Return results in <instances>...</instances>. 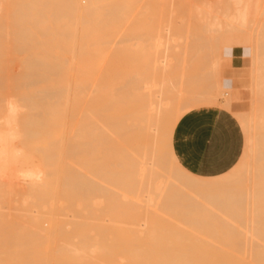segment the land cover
<instances>
[{
	"label": "bare ground",
	"instance_id": "1",
	"mask_svg": "<svg viewBox=\"0 0 264 264\" xmlns=\"http://www.w3.org/2000/svg\"><path fill=\"white\" fill-rule=\"evenodd\" d=\"M122 1L117 4L121 9L132 5L131 0ZM174 1L163 0L169 10L163 4L162 11L177 10ZM252 1L222 0L224 5L216 8L204 1V10L191 5L195 12H185L203 23L207 19L205 30L217 36L227 25L245 30L251 13L259 9V0ZM102 2L0 0V209L10 204L24 212L18 217L27 216L19 222L0 210V264H264V49L254 44L249 87L255 106L250 105L249 114L233 109L234 94L224 85L221 55L212 62L215 68L202 72L212 74L211 81L202 76L207 78L204 84L196 80L199 70L183 69L184 60L182 68L174 67L178 73L171 74L167 49L178 39L170 36L150 44L168 51L155 64L171 65L170 71L161 66L152 71L156 74L134 70L129 78L116 79L107 72L119 69L111 67L95 77L101 55L86 51L90 42L87 46L85 41L92 40L91 46L99 49L101 39L96 36L99 41L93 42V29L98 32L101 22L108 25L116 17L111 15V22L86 18L106 14L94 11L108 1ZM170 12L169 18L177 16ZM165 22L164 30L171 34L173 22ZM221 23L226 25L222 29ZM33 34L40 51L21 60L15 50ZM129 39L121 40L123 49ZM65 51L71 52L73 64ZM72 68L81 74L72 78ZM206 105L233 112L246 132L238 162L214 177L186 170L172 144L179 119ZM70 210L79 218L76 222Z\"/></svg>",
	"mask_w": 264,
	"mask_h": 264
},
{
	"label": "rangeland",
	"instance_id": "2",
	"mask_svg": "<svg viewBox=\"0 0 264 264\" xmlns=\"http://www.w3.org/2000/svg\"><path fill=\"white\" fill-rule=\"evenodd\" d=\"M102 1H104V0H101V3H103ZM108 2H104V4H107L108 6V9L107 8H105L104 6V4H103V6L101 5V7H97V8H99V9H95L94 11L96 12V14L97 13H100V12H105L106 14H108V15H106V14H104L106 17H104V15H101V13L99 14V16H97V17H94L93 16V18L92 17H89V16H87L86 18L87 19H94V21L96 20L97 21V19L99 20V21H103V20H109V19H111L112 20V16H113V20H112V22H111V24H113L114 23V26H112L111 24H109L108 23V25L106 24H101V23H104V21L103 22H101L100 23V25L99 24H97L96 26H95V28L96 27H98V26H100L99 28H97V31L98 32H96L94 29H93V42L94 41H97L98 40V38H99V40L101 39V40H103V43H102V41L100 40H98L99 42H98V44H99V49H96V48H93L92 46H91V41L92 40H86L85 41V43H86V45L88 46V43H89V46L90 47H88L87 49H86V51H88V52H99V54L101 55V57H99V56H97V58L99 57L100 58V60H99V58H98V64H96V66L98 67V71H96V73L94 74L95 75V77H97L98 75H100L101 74V72L103 71V73L102 74H104L105 73V71L107 72V70H109L111 67L112 68H114L113 69V71L115 70V68H118L117 70L118 71H115V73H111L110 74V71H112L111 69L107 72L110 76H116V79H117V77L118 78H129V76H132V74L134 75V73H138V71H141V70H143V71H151V72H145V74L147 75H149L150 73H152V74H156V73H154V72H152L154 69H159V68H161V66H162V64H161V66H160V64H155L156 63V61H158V60H161V59H164V57L163 56H165L166 55V53L168 52H166L165 50L166 49H163L164 47H163V45H160L159 44V48L157 49H155V47H152V46H155V44L156 43H158V41H156V40H158L159 38V40L160 41H163V40H165V37L167 38L168 36H170V37H168V38H175L177 41H175L174 42V45H173V47H170V49H167V50H169V53H170V56L172 55V57H170V58H167L169 61H171L173 64H172V68L173 69H171V65H167V66H164V68H166V69H168L169 71H170V69H171V74H177L178 73V70L176 69V68H178V69H180L179 68V66L181 67V65L183 64V66H184V68L183 69H197V70H199V73H201L198 77V79H196L200 84H204V83H206L207 82V78H209L210 80H208V81H211V79H212V74L211 73H209V74H204L205 72L207 73V71L208 70H210V69H213V68H215V66H213L212 65V62H213V60H215L216 58H217V56L218 55H221V56H219V57H221V58H219L220 59V69H221V71H222V73H223V78H224V85L226 86V89L228 90L229 89V91L230 92H232L233 94H234V101H233V109H234V111H238V112H242L243 114H247L248 112L250 113L253 109L251 108V104H252V107L254 108V96L253 97H251V93H250V91L252 92V90H250L251 88L249 87V84H250V80H251V75L253 74V71L251 70V69H253L252 68V66H251V63H252V59H251V57H253L254 56V54H253V52H255L254 50H253V47H255V45H256V47H257V44H258V48H263L264 49V39L263 40H261L262 38H264V32H262V31H264V0L262 1V0H259L258 2V4H259V6H258V8H256V9H258V11L257 10H255V9H252V8H254V7H251V10L253 11V10H255L256 11V13L253 11L252 13H251V18L249 17V19H248V22H247V26H244L245 28V30H242L243 29V27H242V29L241 30H239V29H236V28H231V29H229L228 27V25H227V28H225L226 30H229V31H225V29H223L224 31H222L221 30V32L220 31H217L218 33H217V36L215 35L216 33L215 32H208L207 30H205V28L207 27L206 25H209V23L207 22V19H205V23H203L202 21H201V19L202 18H197L198 16L196 15V14H192L191 12H190V14L191 15H193V16H191V15H189V13H187L188 11H189V9H190V7H191V5H193V8L194 7H196V6H198L199 8H200V10L199 11H201V9L202 10H204V8H207V7H204V6H202L203 4L205 5L206 3H204V1H208V3H210V4H208L209 6H213V7H218L219 5H224V3L223 2H225V1H223L222 2V0H220L222 3H220L219 4V2H217V0H193V2H192V0H172V1H174V5L173 4H171V5H173V7L175 6V8L177 7V10L176 9H173V10H170L171 12L173 11V12H178L177 13V16L175 17L174 15V17H172V16H170V17H172V19L171 18H169V15L167 14L166 15V13H168V12H170V11H168L169 9H168V6H167V4L168 3H166V2H164L163 3V0H161V2H160V0H138V2H135L134 0H128V1H130V3L132 4V5H130V6H128V7H130L129 9H128V7H126V8H124L123 7V9L125 10V12L123 11V9H121L118 5L119 4H122V2H124V1H122V0H120V1H118V0H107ZM112 1V2H111ZM113 1H115V2H113ZM122 1V2H121ZM180 1V2H179ZM186 1V2H185ZM195 1V2H194ZM213 1H216V3H214ZM262 1V2H261ZM118 2V3H117ZM121 2V3H120ZM133 2V3H132ZM135 2V3H134ZM177 2V3H176ZM182 2V3H181ZM203 2V4H201ZM253 2V4L254 3H256L257 1H255V0H253L252 1ZM252 2H251V5H252ZM109 3V4H108ZM116 3V4H115ZM129 3V2H128ZM143 3V4H142ZM148 3V4H147ZM188 3V4H187ZM192 3V4H191ZM111 4V5H110ZM118 4V5H117ZM127 4V3H126ZM125 4V5H126ZM166 6V9H168L167 10V12L166 11H162V10H166V9H163V8H165V6ZM170 4V3H169ZM177 4V5H176ZM212 4H214V5H212ZM226 4V3H225ZM257 4V5H258ZM114 5V6H113ZM115 5L117 6V7H115ZM150 5V6H149ZM201 5V6H200ZM207 5V6H208ZM99 6V5H98ZM112 6V7H111ZM139 6H143V7H139ZM206 6V5H205ZM252 6H254V5H252ZM114 7V8H113ZM154 7V8H153ZM179 7V8H178ZM183 7V8H182ZM256 7V6H255ZM101 8V9H100ZM110 8H112L113 9V12H112V9H110ZM115 8H117V9H115ZM120 10H119V9ZM193 8H191V9H193ZM198 8V9H199ZM114 9L115 10H118V12L117 11H115L116 13H114ZM140 9V10H139ZM158 9V10H157ZM170 9H172V6L170 7ZM180 9V10H179ZM190 9V11H192ZM195 9H197V7L195 8ZM103 10V11H102ZM179 10V11H178ZM107 11H109V12H107ZM120 11V12H119ZM141 11V12H140ZM181 11V12H180ZM184 11V12H183ZM185 11H187V12H185ZM193 11L195 12V10L193 9ZM198 11V10H197ZM198 11V13H201V12H199ZM144 12V13H143ZM171 12H170V14H171ZM173 12H172V14H173ZM193 12V13H194ZM251 12V11H250ZM261 12V13H260ZM113 13V14H112ZM121 15L122 13L124 14V15H121V16H119V14ZM146 13V14H145ZM181 13V14H180ZM182 13H183V15H182ZM109 14H110V17H109ZM115 14V15H114ZM117 14V15H116ZM140 14H142V15H140ZM259 14V15H258ZM112 15V16H111ZM196 15V16H195ZM199 15V14H198ZM108 16V17H107ZM250 16V15H249ZM118 17V18H117ZM159 17V18H158ZM183 17V18H182ZM196 18V20H198V19H200V21L198 20V22L195 20V18ZM201 17H202V15H201ZM119 19V21L117 20V19ZM122 18V19H121ZM177 18V19H176ZM190 18V19H189ZM194 18V19H193ZM223 18H225V19H223ZM222 19L223 20H226V18L227 17H223ZM253 18V19H252ZM101 19V20H100ZM121 19V20H120ZM167 19V20H166ZM168 19L169 20H171V22H169V23H172L173 22V27H175V29H173L172 28V32H171V34H170V32L168 33V30L166 29V30H164L166 27H167V22H165V21H168ZM187 19V20H186ZM204 19V18H203ZM220 19H221V17H220ZM222 19H221V21H222ZM228 19V18H227ZM127 20V21H126ZM142 20V21H141ZM165 20V21H164ZM175 20V21H174ZM251 20V21H250ZM261 20V21H260ZM1 21V20H0ZM108 21V22H109ZM115 21V22H114ZM126 21V22H125ZM144 21V22H143ZM157 21H158V23H157ZM183 21V22H182ZM186 23H185V22ZM188 21H190V22H188ZM250 21V22H249ZM254 21V22H253ZM263 21V22H262ZM119 22H120V24H119ZM174 22H176V23H174ZM194 22H195V24H194ZM207 22V23H206ZM227 22H229V20H227V21H225V23L227 24ZM142 25H141V24ZM198 23V24H197ZM224 23V22H223ZM252 23H253V25H252ZM118 24V25H117ZM124 24V25H123ZM158 24V25H157ZM190 26H189V25ZM201 24V25H200ZM202 24L204 25L205 24V26L203 27L202 26ZM123 25V26H122ZM186 27H185V26ZM193 25H194V27H193ZM197 25V26H196ZM198 25H200V26H202L201 28H199V26ZM251 25V26H250ZM257 25V26H256ZM263 25V26H262ZM26 26H28L32 31H35V27H34V25H32V23H30V22H27L26 23ZM103 26V27H102ZM136 26H138V27H136ZM143 27V29H141L140 27ZM166 26V27H165ZM224 26H226L225 24H222L221 23V29H222V27L224 28ZM249 26V27H248ZM262 26V28H260ZM158 27V28H157ZM190 27V28H189ZM246 27H248V30H247V28ZM251 27V28H250ZM253 27H255L254 29H253ZM148 29V31L146 30V29ZM187 29V31H186V29ZM104 29V30H103ZM106 29H107V32H104V31H106ZM121 29V30H120ZM126 29V30H125ZM142 30L141 32H140V30ZM150 29V30H149ZM160 29H161V31L163 32V33H160L161 31H160ZM201 31H200V30ZM204 29V30H203ZM233 29V30H232ZM234 29H236V31L234 30ZM258 29H261V31L259 30L258 31ZM115 30V31H114ZM120 30V31H119ZM185 30V31H184ZM203 30V31H202ZM110 31V32H109ZM118 31V32H117ZM136 31V32H135ZM138 31V32H137ZM145 31V32H144ZM170 31V30H169ZM95 32V33H94ZM113 32V33H112ZM115 32V33H114ZM143 32V33H142ZM149 32V33H148ZM167 34H166V33ZM184 32V33H183ZM188 32V33H187ZM259 34H258V33ZM262 32V33H261ZM138 33H140V35L138 34ZM151 33V34H150ZM186 33V34H185ZM214 33V34H213ZM225 33V34H224ZM261 33V34H260ZM98 34V35H97ZM100 34V35H99ZM144 34V35H143ZM169 34V35H168ZM176 34V35H175ZM182 34H183V36H182ZM191 34L193 35V36H191ZM209 34V35H208ZM255 34V35H254ZM103 35V36H102ZM108 35V36H107ZM111 37H110V36ZM114 35H116V37L114 36ZM142 35V36H141ZM161 35H162V38H161ZM167 35V36H166ZM173 35H175V36H173ZM186 35H187V37H188V39L190 38V40H187L186 38ZM96 36H98V38L96 37ZM102 36V37H101ZM107 36V37H106ZM119 36V37H118ZM180 36V37H179ZM197 36H199L198 38H196ZM212 36V37H211ZM243 36V37H242ZM260 36H262V38H259ZM106 39H105V38ZM140 37H142V38H140ZM163 37H164V39H163ZM186 37V38H185ZM210 37V38H209ZM215 37V38H214ZM252 37V38H251ZM258 37V38H257ZM27 38V39H26ZM25 39H23L22 40V42H21V45H23V47L22 48H20L18 51L17 50H15V54L21 59V60H24V59H26L27 57H28V54L29 53H31V52H36V51H40V47H39V45H38V41H37V39L34 37V34L33 35H28L27 37H26ZM34 38V39H33ZM108 38H110V39H113V40H108L107 41V39ZM114 38H116L115 40H114ZM128 39V38H130L129 39V41H127V42H125L126 43V45H127V50H126V48L125 49H123L122 48V46L121 45H123V43H121V40L122 39ZM135 38V39H134ZM155 38V39H154ZM156 38H158V39H156ZM184 38L187 40V41H189V42H187L186 43V40L184 41ZM175 39H173V40H175ZM181 39V40H180ZM210 39V40H209ZM214 39V40H213ZM118 40V41H117ZM180 40V41H179ZM210 42H209V41ZM251 40V41H250ZM259 40V41H258ZM107 41V42H106ZM111 41V42H110ZM117 41V42H116ZM120 41V42H119ZM260 41H261V43H260ZM116 42V43H115ZM154 42H155V44H154ZM172 42V41H171ZM185 42V43H184ZM193 42V43H192ZM201 42V43H200ZM216 42V43H215ZM233 42V43H232ZM109 43V44H108ZM137 43H140V44H142V46L143 47H138L137 46ZM180 43V44H179ZM196 43H197V45H196ZM215 43V44H214ZM97 44V43H96ZM97 44V45H98ZM116 44V45H115ZM139 44V45H140ZM149 44V45H148ZM150 44H153L152 46H150ZM179 44V45H178ZM186 44V46H184V45ZM193 44V45H192ZM199 44V45H198ZM210 44V45H209ZM218 46H217V45ZM247 44H249V45H247ZM255 44V45H254ZM261 44V45H260ZM93 45V44H92ZM107 45V46H106ZM180 45L182 46V47H180ZM195 45V46H194ZM230 45V46H229ZM93 46H95V44L93 45ZM148 46V47H147ZM150 46V47H149ZM171 46V45H170ZM175 46V47H174ZM179 46V47H178ZM187 46H189V47H187ZM215 46V47H214ZM178 47V48H177ZM185 47V48H184ZM194 47V48H193ZM93 48V49H92ZM153 48H154V50H153ZM172 48V49H171ZM187 48V49H186ZM192 48V49H191ZM196 48V49H195ZM208 48V49H207ZM252 48V49H251ZM95 49V50H94ZM118 49V50H117ZM122 49V50H121ZM135 49V50H134ZM163 49V50H162ZM188 49L189 50H191L190 52H192V54L190 55V54H188V53H190L189 51H188ZM203 49V50H202ZM91 50V51H90ZM130 50V51H129ZM157 50V51H156ZM160 50V51H159ZM185 50H187L186 52H185ZM194 50H196V51H194ZM204 50H205V53H203L204 52ZM256 50V49H255ZM121 51V52H120ZM122 51L124 52V53H122ZM126 51V52H125ZM130 53H129V52ZM136 51V52H135ZM159 51V52H158ZM198 51V52H197ZM202 51V52H201ZM119 52V53H118ZM148 52V53H147ZM160 52H162V54L160 53ZM165 52V53H164ZM182 52H183V54H184V56H183V54H182ZM194 52V53H193ZM200 52H201V54H200ZM207 52V53H206ZM218 52H220V53H218ZM252 52V53H251ZM160 53V54H159ZM177 53H178V56H176L175 57V55L174 54H176L177 55ZM218 53V54H217ZM131 54V55H130ZM135 54V55H134ZM204 54H206V55H204ZM209 54V55H208ZM213 56H211V55ZM158 55L160 56L159 58H158ZM181 55V56H180ZM186 55V56H185ZM196 56V58H195V56ZM217 55V56H216ZM65 56L67 57V59H68V61L71 63V64H73L74 63V61L72 60V55H71V52H69V51H65ZM131 58V59H129V57ZM169 56V55H168ZM182 56H183V59H182ZM210 56V57H209ZM215 56V57H214ZM225 56V57H224ZM228 56V57H227ZM166 57H167V55H166ZM186 57V59H184ZM190 57V58H189ZM191 57H194V58H191ZM199 57V58H198ZM156 58V59H155ZM181 61H179L178 59ZM189 58V59H188ZM198 58V59H197ZM203 58V59H202ZM126 59V60H125ZM133 59V60H132ZM176 59H177V61H176ZM173 60V61H172ZM183 60L185 61V63H182L183 62ZM187 60V61H186ZM188 60H190V62L188 61ZM194 60H196L197 62H194ZM206 60V61H205ZM155 61V62H154ZM191 61H193V62H191ZM170 62V63H171ZM175 62H177V65H176V63ZM187 62H188V64H187ZM199 62H201L200 64H199ZM251 62V63H250ZM140 63V64H139ZM142 63H144V64H142ZM158 63H159V61H158ZM180 63V64H179ZM182 63V64H181ZM191 63V64H190ZM196 63H197V67L198 68H196ZM186 64V65H185ZM190 64V65H189ZM199 64V65H198ZM204 64V65H203ZM108 65V66H107ZM175 65V66H174ZM202 65V67H200ZM162 66V67H163ZM177 66V67H176ZM182 66V67H183ZM186 66V67H185ZM188 66V67H187ZM207 66V67H206ZM174 67H176V68H174ZM181 67V68H182ZM11 68H15L14 67V65H11ZM106 68V69H105ZM107 68H109V69H107ZM120 68H122V70H126V71H124V73L125 74H127L126 75V77H124L123 75H124V73L122 74V73H120L119 71H121V69ZM138 68H140V69H138ZM144 68V69H143ZM200 68V69H199ZM203 68V70H201ZM206 68V69H205ZM177 71H176V70ZM134 70H136V72L134 71ZM206 70V71H205ZM130 71V72H129ZM132 71H134V72H132ZM203 71H205L204 73H202ZM252 71V72H251ZM121 72H123V71H121ZM129 72V73H128ZM251 72V73H250ZM106 73V75L105 76H107L108 74ZM132 73V74H131ZM197 72L195 71V73H194V75H197V74H199V73H197ZM81 73L76 69V68H72V70L70 71V75L72 76V78H76V77H78V75H80ZM116 74H118L119 76H117ZM122 74V76H120ZM131 74V75H130ZM157 74H159V75H161L162 73H160V72H157ZM108 75V76H109ZM208 75V77L207 78H204V77H202V76H207ZM246 75V76H245ZM109 76V77H110ZM112 76V77H113ZM202 77V78H201ZM200 79H202V80H200ZM203 79H204V81H203ZM202 81L204 82V83H202ZM198 83V84H199ZM253 98L252 99V101L253 102H251V98ZM249 98H250V100H249ZM249 110H251V111H249ZM248 111V112H247ZM244 112H247V113H244ZM233 113V112H232ZM248 113V114H249ZM237 118V117H236ZM243 131H244V137H245V144H246V132H245V130H244V128H243ZM245 144H244V149H245ZM244 151V150H243ZM21 183H18V185H19V187L21 186L20 185ZM22 186H24V183L22 184ZM10 194V193H9ZM9 194H7V196H9L10 198H13L14 196H16V195H14V193H11L12 194V196L13 197H11V195H9ZM21 194H18L16 197H18V196H20ZM10 201H14V200H10ZM17 200H15V202H16ZM16 203H18L19 204V201H17ZM16 203H13V202H11V205L12 206H18V204H16ZM15 204V205H14ZM9 205L10 204H8L7 206H5V207H3L4 208V210L2 209H0L1 211H3V213H5L6 214V216H7V218H9L10 217V219L11 218H15L14 220L15 221H19L20 219H22V220H24L25 218H27V216H25V217H18V216H20V215H18V214H24V212L22 211V210H20V209H11L10 207H9ZM7 207V208H6ZM14 207H12V208H14ZM9 210H11V211H9ZM12 210L14 211L15 210V212H17V213H15V212H12ZM17 210H19V211H17ZM9 211V212H8ZM9 213H11V214H9ZM14 213V214H13ZM69 213H70V216L69 217H72V221L74 220L75 222L77 221L76 219H79V218H77V217H75L74 216V211H73V213H72V211L70 210L69 211ZM15 214H17V215H15ZM15 215V216H14ZM16 218H17V220H16ZM70 219V218H69ZM82 219V218H81ZM9 220V219H8ZM22 220H20V221H22ZM68 220V219H67ZM70 220V221H71ZM83 220V219H82ZM13 222V219L12 220H9V222ZM19 221V222H20ZM71 221V222H72ZM79 223H81V221H79ZM77 224H78V222H77ZM79 227H81V225H79ZM78 228V227H77Z\"/></svg>",
	"mask_w": 264,
	"mask_h": 264
},
{
	"label": "crops",
	"instance_id": "3",
	"mask_svg": "<svg viewBox=\"0 0 264 264\" xmlns=\"http://www.w3.org/2000/svg\"><path fill=\"white\" fill-rule=\"evenodd\" d=\"M172 144L177 160L186 170L197 176L214 177L238 162L245 137L231 111L206 105L190 110L179 119Z\"/></svg>",
	"mask_w": 264,
	"mask_h": 264
}]
</instances>
